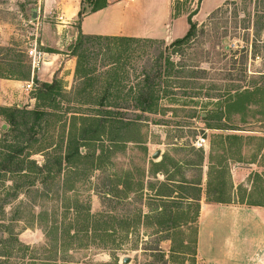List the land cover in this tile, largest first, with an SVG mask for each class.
<instances>
[{
  "label": "rangeland",
  "instance_id": "obj_1",
  "mask_svg": "<svg viewBox=\"0 0 264 264\" xmlns=\"http://www.w3.org/2000/svg\"><path fill=\"white\" fill-rule=\"evenodd\" d=\"M38 2L0 0V21L9 32L11 45L0 47V73L18 60L21 68L14 76L19 77L32 69L29 49L53 50L58 40L55 25L62 22V17L55 10L46 13L45 4ZM102 2L98 0V5ZM93 7L84 1V13ZM197 7L198 21L195 16L192 19L198 25L194 37L187 44L170 48L173 35L181 38L187 31L185 16L172 19V8L188 13ZM166 8L169 17L161 29L165 40L141 38L149 41L125 48L112 47L105 41L86 44L84 77L74 75L76 58L71 51L77 37L65 48L74 60V69L71 74L57 71L54 76L61 86V97L53 111L54 143L62 132L66 135L72 116L97 114L95 103L106 95L105 84L116 55L121 54L117 66L124 69L123 94L137 84L141 74H153L167 57L182 67L183 73L177 79L170 78L173 83L167 91L174 95L161 100L159 113L143 116L132 127L133 141L105 152L106 158L95 163L97 168L81 172L72 191H61V181L56 180L47 196L43 194L49 187L39 183L31 193H25L24 189H15L16 176L0 174V264H203L196 256L199 226L194 215L199 209L187 199L191 193L183 189L187 187L181 181L201 177L199 202L220 197L230 198V204L236 205L264 204V169L235 171L231 174L233 183L229 181L230 165H256L264 142V30L257 31L256 15L264 10V0H169L167 7L166 0H154L147 8L151 25L159 21ZM32 10L40 17L33 20ZM117 20L115 16L114 25ZM78 24L77 14L75 27ZM153 32L151 28L144 33ZM244 90L248 95L237 101ZM6 128L0 120V146ZM199 139L204 143L197 148L194 145ZM104 146L110 145L104 140ZM86 151L80 150L83 155ZM156 152L159 156L153 159ZM99 154L96 151V156ZM32 159L38 165L45 160L41 154ZM161 162L166 173L155 175L151 164ZM261 162L264 164V159ZM127 177L129 191H125ZM218 188L221 193H215ZM157 190L175 193L156 197ZM61 204H78L81 216L75 219L70 212L63 214ZM87 209L91 217L84 219ZM52 212L61 224L52 223ZM70 224L66 238L62 231ZM56 227L62 231L54 240L51 228ZM223 239L221 235L216 241L219 248H223ZM257 239L254 246L238 253L241 264H264V235Z\"/></svg>",
  "mask_w": 264,
  "mask_h": 264
},
{
  "label": "trees",
  "instance_id": "obj_2",
  "mask_svg": "<svg viewBox=\"0 0 264 264\" xmlns=\"http://www.w3.org/2000/svg\"><path fill=\"white\" fill-rule=\"evenodd\" d=\"M84 1L88 5H94L93 9L88 13H93L105 6V0H102V5H98V0H82L80 5V11L78 12V22H81L84 13ZM202 0H198L201 3ZM198 7L191 12H175L172 8V19H176L180 16H185L187 23L186 34L175 39L171 44L170 48L179 47L189 43L194 37L197 24L193 22V17L198 13ZM257 31L264 30V10L257 12ZM100 41H105L107 45H113L112 47L125 48L131 43L147 42L149 40L141 38L131 37H109V36H91L78 34L76 42L73 45L71 56L76 58L75 77H84L87 72L82 70V58L85 56L87 51L84 46L88 43L96 42L100 45ZM98 42V43H97ZM121 55V54H120ZM120 55H116L117 59L112 62L111 70L109 72V78L106 80L105 96H103L97 103V114L95 115H84L80 117L72 116L69 121V128L66 135H59L60 139L57 143L51 141L52 139V126L56 122V116L53 111L56 109V101L58 97H61V86L56 78L51 83H39L34 80V84L37 86L33 90L32 98L35 101L34 107L28 109L26 107H14L5 108L0 107V120H2L7 128L3 130L2 135L3 146H0V174H11L16 176L15 189H24L25 193H31L30 191L37 183L48 186L45 189V196L49 195L53 186L56 185L55 181L60 180V189L63 192L72 191V184L78 180L81 176V172L94 170L97 168V163L101 158L105 157L104 153L110 151L116 147H123L122 145L133 141L131 137V129L136 125L137 122L145 115L158 114L160 111L161 100L165 96L174 95L167 88L171 87L170 78L177 79L183 68L178 67L170 58H166L162 66H158L157 70L150 74L145 72L141 74V79L136 85L131 86L123 94L125 80L123 73V67L117 66ZM21 68L20 61L16 60V64H9L6 66V71L0 73V78L22 80L29 78V72L15 77L18 74V69ZM175 81V80H174ZM239 89H233L236 91ZM238 93V92H237ZM236 94L237 101H241L246 95L245 90ZM111 96H113L111 98ZM206 98H210L206 96ZM99 109V110H98ZM126 111V112H124ZM130 112V113H128ZM133 116V118L131 117ZM54 120V121H53ZM208 129H218L208 127ZM231 139H237V136H232ZM104 140L110 146H104ZM105 147V148H104ZM86 149V153L81 154V149ZM96 151H99V155L96 156ZM41 154L45 158L42 165H38L32 156ZM106 158V157H105ZM176 165L173 163V166ZM90 166V168H89ZM161 163H152L151 168L153 173H166L162 170ZM171 181V180H170ZM125 182V191H129V178ZM181 184L185 185L183 188L186 192L191 193L189 200L196 204L199 209V193L201 185V177L195 181H181ZM175 185V184H173ZM140 191L143 189L139 186ZM153 189V187H150ZM59 189V187H58ZM138 191V190H137ZM175 192L168 190L166 194L157 190L156 197H171V194ZM215 193H221V190L216 189ZM66 193H62L64 195ZM194 194V195H192ZM243 201V199H242ZM211 202L213 203H230L231 199L223 200L220 197L215 198ZM250 206H261L264 204L261 202L246 203ZM78 204L74 207H69L67 204H61V208L64 209L63 214L70 212L73 218L77 219L81 216V212L78 209ZM72 209V210H71ZM90 210H86L84 213V219L91 217ZM46 212L40 213L37 216V221ZM64 215V217H65ZM62 216V214H61ZM199 216V210H195L194 217ZM50 217L53 224H61L62 221L55 220L56 214L52 212ZM63 217V218H64ZM57 226V225H56ZM1 227V224H0ZM71 224L66 225L62 231L61 227L51 228L54 235V240L58 239L57 233L59 230L63 234H66V238H69V230ZM93 230L96 228L93 226ZM82 231V230H80ZM79 232V230H77Z\"/></svg>",
  "mask_w": 264,
  "mask_h": 264
},
{
  "label": "crops",
  "instance_id": "obj_3",
  "mask_svg": "<svg viewBox=\"0 0 264 264\" xmlns=\"http://www.w3.org/2000/svg\"><path fill=\"white\" fill-rule=\"evenodd\" d=\"M81 1L39 0L38 3L45 4L46 13L55 10L61 14L62 22L55 25L58 40H55L53 50L42 52L44 58L36 70H30L29 78L22 80L0 78V107L27 106V108H32L34 106L32 98L34 80L40 83H51L57 71L60 74L64 72L71 74L74 69V60L65 48L70 41L76 39L79 33L91 36L162 40L166 38L161 29L169 17V10L166 8L162 17L158 18L159 21L154 26L151 25L147 8L154 0H135L133 3L125 0H105V6L102 9L87 13L78 27H75ZM168 2L169 0H166V7ZM39 15L36 10L31 11L33 20L39 18ZM115 16L118 18L116 25H114ZM194 19L198 21L196 15ZM145 28L147 30L153 28L154 32L144 33ZM173 37L174 40L177 39L174 35ZM7 46H11L9 32L5 29V24L0 21V47ZM28 83L32 84V91L25 88ZM262 159H264V142L257 154L256 165L257 163L258 165L231 164L229 181L233 183L234 179L231 174L235 171L244 170L252 173L257 172L258 169H264ZM204 169L206 170V167ZM198 226L196 256L203 264H241V260L237 257L238 253H244L246 249L242 251V248L254 246L259 241L257 238L261 239L264 235V207L250 206L245 203L236 205L200 201ZM221 235L224 236L223 248H219L216 242Z\"/></svg>",
  "mask_w": 264,
  "mask_h": 264
},
{
  "label": "built area",
  "instance_id": "obj_4",
  "mask_svg": "<svg viewBox=\"0 0 264 264\" xmlns=\"http://www.w3.org/2000/svg\"><path fill=\"white\" fill-rule=\"evenodd\" d=\"M126 2L128 3H133L135 0H125ZM28 54V57L30 58V64H31V68L32 69H35V68H38L39 64L42 62L43 58H44V54L41 52V51H38L35 48H31L28 50L27 52ZM25 88L27 90H33L32 88V84H26ZM204 143V139H199L196 143H195V147L199 148L203 145Z\"/></svg>",
  "mask_w": 264,
  "mask_h": 264
},
{
  "label": "water",
  "instance_id": "obj_5",
  "mask_svg": "<svg viewBox=\"0 0 264 264\" xmlns=\"http://www.w3.org/2000/svg\"><path fill=\"white\" fill-rule=\"evenodd\" d=\"M158 156H159V153L156 152V153L153 155V159H156ZM125 262H128V259H126Z\"/></svg>",
  "mask_w": 264,
  "mask_h": 264
}]
</instances>
